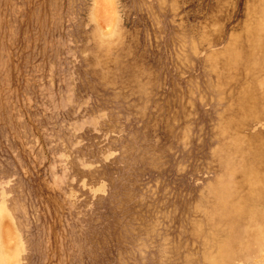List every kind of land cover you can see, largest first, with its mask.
Here are the masks:
<instances>
[{"label": "rangeland", "instance_id": "rangeland-1", "mask_svg": "<svg viewBox=\"0 0 264 264\" xmlns=\"http://www.w3.org/2000/svg\"><path fill=\"white\" fill-rule=\"evenodd\" d=\"M0 264H264V0H0Z\"/></svg>", "mask_w": 264, "mask_h": 264}]
</instances>
